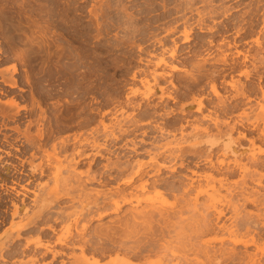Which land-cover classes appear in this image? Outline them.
I'll list each match as a JSON object with an SVG mask.
<instances>
[{"label": "rangeland", "instance_id": "374dc122", "mask_svg": "<svg viewBox=\"0 0 264 264\" xmlns=\"http://www.w3.org/2000/svg\"><path fill=\"white\" fill-rule=\"evenodd\" d=\"M220 1L221 0H209V3L211 4L210 5L209 3L205 4L203 2H200V0H197L193 2L194 10L192 9V11L191 9H187L185 12V0H0V71L5 68H9V72H6L4 76L5 79L0 74V108H6L5 110L7 112H10L9 115L0 114V130L19 132L18 135L5 137V140H7V142H3V144L1 145L4 152H10L11 154L8 156L6 155V153L0 152V184L2 185L0 186V209L6 210L3 212L4 216H6V223L0 228V241H2L3 238L5 239L10 234L9 230L11 229L13 223L17 224L21 220L25 221L26 218L31 217L38 210L41 200L46 197L49 190L55 188V190L57 192H60L61 195H64L62 193H64L65 191L68 192L69 188L65 185H62L63 183H61V181L58 184L53 176H57L56 174H62L63 177H68L70 171H72L73 169L72 167L75 166V164H72L73 166L71 164L67 166L71 158H69L68 154L65 155V153L62 151L61 154L59 153L60 155L58 160L54 158V161H51L50 166L47 169L45 168V174L40 175L38 171L37 173L33 171V167L29 163L31 160H33V164L35 166V164L37 165L41 162V159H33L31 156V154L33 152H36L37 150H34L32 147H29L25 143H23L24 146H21V142L19 140L26 141L25 134H39V126L40 128H43L46 134V131H48L51 124L55 126L54 122L51 123V120L54 119V114L56 112L59 114L61 122L73 118L72 121L74 123H71L72 126L70 128L64 129L62 127V129H60L58 132L55 131L53 133L50 144L44 146L48 152L52 151V144L54 142L57 143L59 141L58 139L64 137L73 139L76 135H83L85 137L86 134L85 138H92L90 133L93 131V134L91 133L93 137L99 138L103 135V138H105V135L103 134L106 132L104 126L111 125L110 129L114 127L116 128L118 122H120L124 127L128 128L129 124L127 122L132 118L131 116H128V114L132 115L133 111L136 113L134 114V116L132 115L133 117H135V119H137V117L138 119H144V117H141V114L144 112L143 109L145 108V111L151 110L153 113H155L152 108L145 107L146 101L142 100L140 96H130V88L134 87L135 89V86L138 85L137 87H141L139 89H142L143 85L140 82V79L148 76V78H150L149 80L153 81L150 73L154 70V68H156V62L161 56H165L166 60L171 61V65L173 63V65H177L178 70L174 72V78L168 77V79L166 80H161L159 81V83L157 82L156 85H161L162 87H164L163 85H167L166 89H168V91L172 90L173 95L175 96V94H177L178 98L176 100H164L163 102L168 103V106H165L166 103H159L160 100L158 101L157 98H152L150 101L151 105H153V103H158V106L160 104L161 105L158 107L155 114L150 111L153 115H155H152L148 118L152 120L144 119L145 121H142L144 123L148 121L151 122L150 125L151 127L153 125V128L155 127V125L161 127L163 125L165 128L169 129L170 127L168 125H170L172 122L170 120H173L175 118L174 120H177L176 122L178 123L174 126V128H178L177 130L179 132L177 130L173 132V130L171 134H164V136L156 131L157 133L153 132L156 135L151 133L152 136L149 135L150 137H142L141 131H143V128H140L141 131L140 129H138L134 132L135 134L136 132H138L135 137L134 133H132V129L134 128L130 127L131 129H129L131 131L129 134H132L131 137H128L129 134L120 135L121 133L119 132V130L115 129V134H119V137H122V141H116H119L118 144L112 143V140L110 139L111 137L109 139L105 138L104 140L101 137L99 138L100 140L98 139V141L101 145H103L104 142V145L106 144L107 147L109 146L111 150L113 149V151L117 153L114 155L112 153L110 155L109 153H105V157L97 159V161H93L92 157L84 159L82 160V165L79 164L80 166L76 165L74 167L77 169L76 171L78 172L79 170L80 172L81 170L82 172H87L90 166L91 169H93L92 173H94V171L98 169L99 173L96 171V175H100L103 173L105 174L107 172L105 171L107 170L105 165L111 166L113 163H124L122 157H124L125 155H132V148L140 151L137 152L138 154H140V157L137 154L133 157L135 159L132 158L131 161H136L138 159L141 161L144 160L145 162H148L149 160L146 151H149L150 149H154L156 151V147L153 146H157L158 143L160 144V147H165L167 149H172L179 145V143L184 147H188L187 149H189L192 147V144L194 145L196 142V139L194 138V132H196L195 128L199 125L202 126V128L203 126L204 128L206 126L210 127L213 133H216L217 129L214 125H212L213 123L209 119L207 120V118L203 119L204 116L207 115L213 117V119L219 120V122L221 123H223V120L225 122V119H227L226 123H228L229 126L222 125V131L225 130V132H229L228 130H230V128L227 129V127H230L231 125L232 128L233 123H237V125L234 124L236 128H234L235 130H233L232 132V139L239 141L240 138L241 145L244 142V149L249 148V146H247L249 145V140H245L238 135L240 133L247 134L248 126H245L238 121L245 109V112L249 113L250 108H253V111L251 109L252 112L250 111L249 113L250 116H252L253 114H255L253 112L258 108L255 111L258 115L260 114L259 111H261L259 110L261 108L260 103L263 102L262 105H264V99H262V97L264 98V96L263 94H261L264 93V91L262 92L260 90L262 88V90H264V77H262L261 80L259 79V75L264 76L263 74H261L264 73V63H261L264 61V30L261 32V34H259V39L260 42L263 43V47L261 48L256 46L257 44L255 42V40L258 38L257 32L260 31L263 26V23L261 21L259 27H256L254 29V34L249 36L246 35V32H244L238 39L241 42L239 50L245 53L249 51L250 55H256V59L258 58L254 63H252L253 60H250V63L248 62L247 66L249 68L251 66L252 68L254 64H256V66L258 67L257 63L259 61V70L257 74H259V72L260 74H253L251 76L252 78L250 77L249 79H246V77L244 76L235 77L234 79V81L240 80L239 82L247 85L248 88L255 87L256 90L258 89L257 91L259 94L256 96V98L259 99H256L254 97L255 99H252V103H249L250 108H246L247 106L243 105V109H240L242 113L240 112V110H237V114H235V111L233 112L234 115L228 114V116H226L215 108L216 104L218 103V98L212 92V82L209 83V81L206 80L199 86V88L201 87L202 90L199 88L197 89L199 94L197 95V92L195 95H197L198 97L195 96L194 98L196 100H204L206 104H209L207 108L210 109L205 108L203 110L204 114L199 112L197 113V111L194 110L187 111L188 115H186V113H182L181 111L182 106L190 103V100H192V97L186 98L184 95L185 93L183 92H185L187 90L186 87L190 85L187 77L191 73L195 72L194 66L198 62L204 60V58L207 60L210 59L209 61H212L211 63H213L216 59L221 58L226 54V48L227 52H235L234 48V50L231 48V51H228L229 45H233L234 34H227L225 31H223V33H216V31L214 30L203 29L205 27H213L216 25H219L218 28H222V25L230 24L228 19H226V16L224 14H219L214 16L213 18H209L207 16L201 18L197 12V9H199L200 12L206 14L208 13L209 9L214 8V6H217L215 7V9H218ZM253 3L255 6L257 4L256 0H241V2L239 3L241 4V6L236 11L237 14H243V12L249 9V5H252L253 7ZM226 6H236V3L227 2ZM262 7H264V2L261 3V9H259L260 11L264 9ZM176 11H179V13L175 15L174 13H176ZM218 11L221 10L218 9ZM262 12L264 11L262 10L260 12L261 15ZM184 18H188L191 27H193L192 33L194 40L190 44H183L182 42L184 34L189 33L190 30L188 26H184V24L182 23ZM246 19L250 21V17H246ZM134 26L138 28V33L136 34L133 33L132 27ZM172 27H175L176 29L175 31H172L170 33L169 29ZM260 36L262 38H260ZM174 40L179 46V50L174 60H171L172 58H170L169 56V51H171L175 46ZM210 41H213V44H211L213 45L212 47L209 43ZM188 46L195 49V56L190 55L186 52ZM23 53L25 57L22 56ZM228 56L229 58L231 57L229 53ZM260 57H263L262 61H260ZM147 61L149 62V65ZM14 64H16L18 68V71L16 73H13L12 70V66ZM141 68H143L145 71H143V69ZM157 71L169 72L171 71V69L157 68ZM134 74H136V79L132 80ZM12 75L17 81V87L14 88L10 87L7 83L4 82V80L7 82H11ZM178 77L181 78L182 81H180ZM186 78L188 81L186 80ZM171 79H174L176 83V86L178 88L177 92H173V87L169 83ZM220 80L222 81V83ZM231 80L232 78L227 76L224 79V82L222 77L219 78V84L217 82V88L220 87V91L218 89L219 93L221 94L220 96L222 97V99H224V101L227 100V105L231 103V105H235L237 104V101L240 102L239 99H233L232 97L233 90L232 87L228 84ZM152 81L151 83L154 84V81ZM19 88H23L25 91H19ZM30 91H32V93ZM179 97L181 99H179ZM12 98L16 99L20 103V105H27L28 107H26L28 109L22 110L20 115L12 114L6 103ZM229 99L232 101H230ZM131 100L133 101V103L131 102ZM138 101L144 102L145 104L142 103L143 109H137V111H135L136 109H134L133 105L138 103ZM258 101H260V103ZM39 103L41 105L40 109L39 107L37 108ZM121 104L123 107L121 106ZM32 106H35V109L32 108ZM172 107L175 109H173ZM32 109L33 111H31ZM166 109L168 110L165 111ZM179 109L181 112L179 111ZM43 110H46V115L44 114ZM172 110H176V112L170 114V117L168 116L169 118L166 117L165 119H162V117L164 118V116H166L169 111L172 112ZM125 111H127V113ZM188 112L191 114H189ZM159 113L162 115H160ZM43 116L46 119H44ZM159 116H161V118H159ZM232 116L233 119L235 116L234 120L232 119ZM127 117H129L130 119H128ZM29 121L33 122V125L31 126L30 130L27 131V125L29 124ZM157 121L159 122L157 123ZM165 121H167V124L165 123ZM169 121L170 123H168ZM101 122L103 124H101ZM200 122L202 123V125L199 124ZM68 123L69 122H66V124ZM164 123L166 126L164 125ZM260 124V128H263L264 122L262 120ZM150 125L148 127L151 131L153 130V128H151ZM181 126H183L184 128L183 131L181 129ZM224 126L227 127L224 128ZM101 127H103L104 130H102ZM95 128H97V135L95 132ZM87 134H89L91 137L89 135L87 136ZM105 134H109L108 131ZM249 135L250 134H247V136ZM252 136L253 135H250L248 139H250ZM43 140L45 142V138H43ZM131 140L136 142L133 143ZM140 140L141 142H143L141 143ZM145 140H149L147 141L148 143H146ZM222 140L224 139L222 138ZM137 141L141 144H138ZM108 142H111L110 145ZM125 142H127L126 144H128V146L124 144ZM143 143H146V145L144 146ZM257 145V152H263L264 141H258ZM158 147L159 145L157 146V148ZM17 148L20 149L21 152H19V150L17 151ZM220 148L221 147L218 148V151L220 150ZM23 149L26 150V152L23 153ZM72 149L73 148L71 146L69 148L70 152L68 150V153H71L73 151ZM141 151L144 153H142ZM37 152L39 156H42V151ZM26 156V162H22V160H19V158L25 159ZM262 156L261 159L264 158V155ZM125 157L124 159H126ZM43 158V162L46 164L47 159L45 157ZM221 159H224V157L220 156L219 154V156H215L213 162L219 163ZM231 159L233 160V158L230 156L226 158L228 162H231ZM118 160L120 161L117 162ZM199 161L200 160L193 157H188V159L184 161L186 165L185 168L179 167L177 169L178 171H175V173L170 169H167L166 171L164 170L162 178L164 177L166 180L169 179L171 182H177L178 180L181 181L182 179L183 184L185 185L186 183H188V180L190 178H194L195 181L199 182L200 179H198V176L202 175V177H204L208 174H213L215 177V182L213 184L216 187L215 189L209 190V196H211L212 200L217 204L219 208L223 206L222 208L225 209V215L221 218L222 220H219V222L216 220V216H214V213L212 214L211 211V213H208L207 211V213H204L202 206L204 204L207 205L208 200L210 199L208 197V194L200 195L198 197V202L195 204V202L191 200L183 201L180 199V197H177L180 194L177 195V192L173 193L172 191L167 190L166 192H164L162 198L154 203L145 201L150 193L140 195V203L137 202V199H134L130 205L124 204L122 207L123 210H120L117 213H114L110 210L112 213L110 211L107 212L109 213V215L107 214L102 220L99 219L97 216L98 214L95 213L94 215H92L94 217L96 216L95 218L93 217L92 220L89 218L91 221H82L83 223L79 224L78 229H81L82 225L84 223H87L88 229L87 231H85L86 239H93L92 241L95 244H98V242L100 241H98L95 237V232L100 230V228L103 229L107 227H115L117 228V231L119 230V235L120 233L123 234L126 230H128V228L126 229L128 225L124 226L123 228V225L125 224L124 221L132 220L130 216H132L133 212H141L144 211V209H146L145 211H149L150 209L148 208L152 209V207H160L163 209H167L170 212L172 211V213L180 212L181 214L179 213V215L181 217L179 215V217H174V227L171 228L170 233L165 232L164 234V231L162 230L163 224H160L161 222H158L161 220L160 216L154 217V219L156 220H154L155 222H153L155 224V229L151 227L153 226V224L151 226L143 224L141 225V228L138 226L139 228H137L136 234H132L131 238L125 240V242H127L126 244L129 247H134L136 245H133V243H135V241L136 243L140 241V243L138 244L141 247L145 245L144 247H153L154 250H152L153 254L150 252H146L144 253L145 258H143V254L142 258H132V263H129L145 264L146 262V264H150L147 263L148 261L151 262V264L153 262V264H187L190 259L194 258V254L192 253V251L183 252V250L186 251L184 248L193 249L192 245H194L195 242L191 240L193 238L192 230H195V228H197V224L202 221L203 216H206V214V217H212L211 220H213L214 224L216 225L212 223L213 232L204 236L201 241H197V245L204 242V240H210V246L213 250H218L220 248L227 250L233 248V246L235 245L232 244L229 238L226 237V235L228 234L226 232L228 230H237V234L243 235L247 232L248 229V231H250L249 233L257 236V242L259 243L260 248L264 253V203H246L244 196L246 193L248 194L249 192L257 190L260 191H258L260 194H263L264 177L262 179L261 186L258 185L257 176L253 179L249 177L246 178V181L244 183V180L242 178L243 176H241L242 174L240 173V171H237L235 175L227 177V180H224L221 184L219 180L222 179L223 176H221V174H219L215 170L212 171V169H210L205 162L203 163V161H201V163ZM247 162V160L244 161V163ZM167 163L168 165H173L172 163ZM179 163L180 162L178 161V165ZM196 163L200 164L199 167L196 166ZM19 165H24L23 172L26 175H19L18 179L15 177V174L19 173ZM191 171H195L198 176H193V174H191ZM259 171L263 172L264 174V170ZM225 172L226 169H223V173ZM185 176H188V180L183 178ZM178 183L179 182H177V184ZM201 183H204V181H201ZM177 184L176 186L179 185ZM118 185H122V187H125L123 184H121L119 178L116 181L111 182L106 187H101L99 183H90L88 186L89 188L87 187V190L85 191V193H82L81 196L79 195L80 193L74 192V194L72 193V196L70 197L60 198L59 201H56L57 204H54L53 209L43 214L44 221L41 220L42 222L39 223V225H36V227H31V229L33 230L30 229L28 232H21L22 237L19 239L15 238L16 232L12 233L14 239L10 240L12 242L7 241L8 244H10L7 250L2 253L5 256H9L10 258H7V262L1 264H20V261L28 262V259L33 255V252L31 250L33 249L34 245H26L28 241L27 239H35L37 236L36 233H38V231H40L42 227H46L48 225H53L55 228L54 232H45L48 233V241L51 242V244L53 245L51 246L56 249L55 251H65L66 255L53 259L52 255L50 254L47 256V258H39V262L37 264H73L76 258L79 259L78 261L87 260L88 264H97L98 260H100L99 257L101 258V260L98 264H111L112 261L114 262L112 264H122L123 260H121V256L123 257V259H125L126 257L127 261L131 260V258L128 259L130 255L128 254L129 251H127V248V250L125 249V251L127 252L126 255L121 253L118 257H116L117 254L112 252L105 253L104 256H101V254L99 255L100 252H96L95 255L92 251V253H89V251H87L85 254H82L81 249H79L78 247L73 249L62 245L60 246L57 241V238L59 236L66 234L69 230H72V232L75 233V226L73 228L72 226L68 225V223L70 224V222L66 217V213L71 214L76 211H80V207H83V204L85 205L89 201L93 200L96 197V195L92 192L93 188L99 189L102 191V193L106 194L114 191ZM23 186L27 187L28 190H25ZM19 191L24 193L26 196L19 194ZM194 194L195 193L192 194L191 198L195 196ZM151 195L153 194H150V196ZM85 196L86 198H81ZM82 201L86 202L83 203ZM12 203H15L19 207L18 215L16 217H12V214L15 210ZM75 206L77 207L75 208ZM61 207H64L65 209ZM196 207L197 209H195ZM56 210L64 211L63 216H61V219L59 218L58 221H55V219L58 218ZM102 212L103 211L100 210L98 213ZM260 214L262 215L260 216ZM123 219L125 220L123 221ZM129 224H132V222L130 221ZM245 224L248 226H246ZM221 225L223 227H221ZM143 226L144 228H142ZM220 228H223L224 230H220ZM237 228H239L240 231H238L239 229ZM163 229L165 230V228ZM29 232L31 234H29ZM119 235L117 236L118 238L122 236ZM129 240H131V242L133 241V243H131ZM73 241L74 239H71V241L69 240V242L71 243ZM101 243L103 245H101ZM101 243L99 244L100 247L98 245L99 248H101V246L108 248L111 247V245L109 244L110 242L108 241L103 240L101 241ZM27 246L28 249L31 248V250H27ZM112 248H114V246ZM234 248H236V252L238 251V253L241 255L257 252L255 251V246L245 247L244 245L240 244L235 246ZM175 249H178L179 252ZM23 251H27L24 256L21 253ZM44 251L45 250L42 249L40 252L43 253ZM115 251H118V249ZM172 252L174 253V255ZM260 253L261 252L257 253V255L259 254L260 256ZM92 254L94 255L92 256ZM182 255L184 259H188L184 260L182 258ZM119 260H121L122 262H120ZM262 260V263L264 264V254L262 256ZM127 261L124 260V262L126 263Z\"/></svg>", "mask_w": 264, "mask_h": 264}, {"label": "bare ground", "instance_id": "6f19581e", "mask_svg": "<svg viewBox=\"0 0 264 264\" xmlns=\"http://www.w3.org/2000/svg\"><path fill=\"white\" fill-rule=\"evenodd\" d=\"M194 1H197V0H185V5H186L185 12H186L187 9H191V10L193 9V6H194L193 2ZM200 2L208 4L209 0H200ZM227 2H234V3H236V6L227 7L226 6ZM240 2H241V0H221L219 5H218L219 6L218 9H220L221 11H218V9H215V7H217V6H214V8L209 9L208 13H206V14H204L203 12H200L199 9H197L198 15L201 18H204L206 16L209 17V18H213L214 16L219 15V14H224L226 16V19H228L230 24H226V25H222L221 24L222 28H218L219 25L218 26L216 25V26H213V27H205L203 29L214 30V31H216V33H220V32L223 33V31H225L227 34H231V33L234 34L233 45L232 44L229 45L228 51L229 50L231 51V48L232 49L234 48L235 52L233 51L234 49L232 50L233 52H227V48H226V54L224 56H222L221 58L216 59L213 63H211L212 61H209L210 59L207 60V59L204 58V60H202L201 62H198L194 66V71L195 72L191 73L187 77L189 82H190V85H188V87H186L187 88L186 91L182 88L185 91V92H183V93H185L184 94L185 97L186 98H191L192 97V100L189 99L191 102L189 101L190 103H187V104L182 106V108H181L182 113H186V115H188L187 111L196 110L197 113L199 112V113H203L204 114L203 110L205 108H207V106H209V104H206L204 102V100H202V99L196 100L194 97L199 94L197 89L206 80H208L209 83L212 82V84H211L212 85V87H211L212 88V92L218 98V103L216 104L215 108L218 109L222 114H224L226 116H228V114L229 115L233 114V112H235V111H236L235 114H237V110L243 109V105L247 106L246 108H248L250 106V104L252 103L251 102L252 99L254 97L256 98V96L259 94L258 91H257L258 89L256 90L255 87L254 88L253 87L252 88H248L247 85L242 84L241 82H239L240 80H238V81L235 80L234 81V79H235V77H241V76H244V77H246V79H249L253 74H257V72L259 70V68H258L259 67V64H258L259 61L257 63L258 67L256 66V64H254V66L252 65L253 66L252 68H251V66H250V68L247 66L248 62L250 63V60H253L252 63H254V62H256V60L258 58L256 59V55H252V54L250 55L249 51H247L245 53V52H242L241 50H239L241 42L238 39L242 36V34L244 32H246V35H249V36L254 34V32H255L254 29L256 27H259V24H260V21H261L263 23V26H262V29L257 32L258 33L257 34L258 38L255 40L257 45L256 44H254V45H256L258 47H261V48L263 47V43L260 42V39H259V34H261V32L264 30V12H262V15L260 14V12L262 10L264 11V9H262L261 11L259 9H261L260 8L261 3H263L264 0H256L257 4L255 3L256 4L255 6H254V3H253V7H252V5H249V9L247 11L243 12V14H241V15H238L236 11L241 6V4H239ZM179 8H176V9H179ZM262 8H264V7H262ZM178 13H179V11H176V13H174V14L176 15ZM246 17H250V21H248L246 19ZM182 23L184 24V26H188L190 28L189 33L184 34L182 42H183V44H187V43L190 44L194 40L193 33H192L193 32V27H191V24H190V21L188 20V18H184ZM132 29H133V33L134 34L138 33V28L137 27L134 26V27H132ZM175 29H176L175 27H172V28L169 29V32L171 33L172 31H175ZM227 34H225V35H227ZM260 38H262V37L260 36ZM227 41H229V40H227ZM209 43L211 45V44H213V41H210ZM174 44H175L174 48H172V50L169 51V56H170V58H172L171 60H174V58L177 56V53H178V50H179V46L177 45L175 40H174ZM212 46L213 45H211V47ZM0 51H1V47H0ZM263 51H264V48H263ZM186 52L189 53L190 55H194L195 56V49H193L192 47L188 46L187 49H186ZM228 53L231 55L230 58L228 56ZM22 56H24V53H23ZM241 56H243V57H241ZM260 58H261V60L260 59L259 60L262 61L263 57H260ZM261 63L263 64L264 61L261 62ZM173 64L171 65V61L166 60L165 56L159 57L158 61L156 62V66H155L156 68H154L153 71L151 70L152 72L150 73V76L153 79L154 84L151 83L152 80L150 81L149 80L150 78H148L149 77L148 76V77H145L143 79L139 78L140 82L143 85L142 89H139L141 87H137L138 85L135 86L136 87L135 89H134V87L130 88V94H131L130 96H134V97L140 96L142 100L146 101V104L144 102H139V101H138V103L134 104L133 107H134V109H136L135 111H137V109H143L142 108V105H143L142 103H144L145 107L152 108L154 110V112L156 113V110L158 109V107L161 104L159 106H158V103H155V104L153 103V105H151L150 101H151L152 98H154V99L157 98L158 101L160 100L159 103L160 102L162 103L166 99H168V100H176L178 98L177 94H175V96L173 95L172 90L168 91V89H166L167 85L166 86L163 85L164 87H162L161 85H160L161 87L156 85L157 82L159 83V81H161V80H166V79H168V77L174 78V72L178 70V66L177 65L175 66ZM148 65H149V62H148ZM157 68H163V69L170 68L171 71H169V72H164V71L161 72V71H157ZM263 68H264V66H263ZM141 69H143V68H141ZM12 70H13V73H16L18 71V68H17L16 64H14L12 66ZM143 71H145V70L143 69ZM6 72H9V68H5V69L0 71V74L3 76L4 79H5L4 76H5ZM142 74H143V72H142ZM147 74H148V72H147ZM259 74H260V72H259ZM259 74H257V75H259ZM261 74L264 75V73H261ZM227 76L232 78V80L228 84L232 87V90H233V96L232 97H233V99H239L240 100V102L237 101V104H235V105H231L232 103L231 104L228 103L229 105H227V103H226L227 100L224 101V99H222V97L220 96L221 95L219 93V91H220L219 88L220 87L217 88V82L219 81V78L222 77L223 78V82H224V79ZM253 77H255V76H253ZM262 77H264V76H260L259 75V79L260 80L262 79ZM11 78H12L11 82H7L5 80H4V82L7 83L10 87H13V88L17 87L16 79L14 78L13 75L11 76ZM187 78H186V80H187ZM135 79H136V74H134L133 77H132V80H135ZM179 79H180V81H182L181 78H179ZM169 83L173 87V90H174L173 92H177L178 88L176 86V83H175L174 79H171L169 81ZM221 83H222V81H221ZM218 84H219V82H218ZM184 85H186V84H184ZM199 89L202 90L201 87ZM218 89H219V91H218ZM262 89H260V90L263 92L264 90H262ZM19 91H25V90L23 88H19ZM261 91H260V93H261ZM30 92L32 93V91H30ZM196 93H197V95H195ZM261 94H263V96H264V93H261ZM128 96H127V98H128ZM261 97H262V95H261ZM179 99H181V98L179 97ZM256 99H259V98H256ZM262 99H264V98L262 97ZM36 100H38V99H36ZM230 101H232V100H230ZM131 102L133 103L132 100H131ZM258 102L260 103V101H258ZM6 103L8 105V108L11 110V113L15 114V115H17V114L20 115L22 110H27L28 109L27 105H26L27 107L22 105V104L20 105V103L14 98L10 99ZM163 103L165 104L166 102H163ZM214 103H216V102H214ZM35 104H36V102H35ZM164 104H163V106H164ZM260 104H261L260 105L261 108L259 109V110H261V111H259L260 114L257 115V112H255L258 108L253 112L255 114L252 113L255 116H253V115L250 116V114H249L251 109L253 111V108L249 107L250 108L249 113L245 112L246 109L244 111L242 110L243 113L240 110V112L242 114H241V117H240L238 122L243 124V125H245V126H248L247 134L253 135L250 139H248V137L250 135L247 136V134H245V133L238 134L241 138H243L245 140L246 139L249 140V145H247V146H249L248 149H244V147H243L244 142L241 145L240 138H239V141H236V140L232 139V132H233V130H235L234 128H236L234 126L235 123H233L232 128H231V125H230V127H227V126H229L228 123H226L227 119H225L226 120L225 122L223 120L222 121L223 123H221V122H219V120L213 119V117H211V116L207 115V116H204V118L201 116L203 119L207 118V120L209 119L213 123L212 125H214L215 128L217 129L216 133L215 132L213 133V131H212V129L210 127L206 126L204 128V126H203V128H202V126L199 125L200 127L198 126V127L195 128L196 132H194V130H193L194 138L196 139V142H195L194 145L192 144L191 148L187 149L188 147H186V146L184 147V146H182L179 143V145H177L176 147H174L172 149L171 148L167 149L165 147H160V144L158 143L157 144V146L159 145L158 148H157V146H153V147H156V151L154 149H153L154 151L152 149H150L152 151H150V150L146 151L147 155L149 157L148 162H145L144 160L141 161V160H138V159L136 161L135 160L131 161V159L135 155L138 154L137 152H140V151H137L134 148H132L133 149L132 155H129V154H128L129 156L125 155L126 157L123 155L127 159L126 160V159H124V157H122L123 160H124V163H120V164L113 163L114 165L112 164L111 165L112 167L108 166V165L107 166L105 165V167L107 169L105 171H107V172L105 174L103 173V174H100V175H98V174L96 175V171L99 173L98 169H96V170L94 169L95 171H94V173H92L93 169H91L90 166H89V170L87 169L88 170L87 172H82L81 170H80V172H79V170L77 172L76 171L77 169L74 168L76 165H79V164L82 165L81 163H82V160H84V159L92 157L93 161H95V160L97 161V159H101V158L105 157L104 156L105 153H107V154L109 153V155L111 153L113 155L117 153V152L115 153L113 151V149L111 150V148L109 146L107 147L106 144L104 145V142H103V145L99 144V141H98L99 138L102 137V139L104 140L105 138L109 139L111 137L110 138L112 140L111 142L114 143V144H116V143L118 144L119 141H122V137L120 136L121 137L120 138L119 134H117L118 136L115 134L116 133L115 129L119 130V132L121 133L120 135H128L130 133V131H131L130 129L132 127L134 128V129H132L133 130L132 133H134L135 131H137L140 128L141 129L143 128V131H141V129H140V131L142 132V137H148L149 135H151V133L156 132V131L161 133L162 135H164V134L168 135V133L171 134V132L173 130H174L173 132H175V130L178 129V128L177 129L174 128V126L178 123V122H176L177 120H174L175 118L173 119L174 121L169 119L170 121H172L171 124L168 125L170 127L169 129L165 128L163 125H162V127L155 125V127L153 128V125H152V127L150 125L151 122L148 121V122L144 123L143 121H145L146 119H148L149 117H151L155 113H153L150 109L149 110L153 114L150 111H145L146 110V108H145V109H143L144 112L141 114V117H144L145 120L143 118L142 119H138V117H137V119H135V117H133L134 114H136L134 111H133V114H132L133 116L131 114L130 115L128 114V116H131L133 118V119L132 118L130 119L129 117H127L128 119H130V121L127 122L129 124L128 128L124 127L120 122H118L116 128L114 126H112L114 128L110 129L111 125L104 126L105 131L106 132L108 131V133H109V134H105L106 132L102 131V132H105V133H103L105 135V138H103V135L101 137H99V138L93 137V135H92L93 131L91 132L92 134L90 133L92 138H88V137L85 138L86 134H85V137L83 135L78 136V135L75 134L76 136L73 139H69L68 137H64V138L58 139L59 141L57 143L54 142L52 144V151L48 152L47 149H45L44 146L50 144V141L52 139L53 133L55 131L58 132L60 129H62V127L64 129L65 128H70L72 126L71 123H74L72 121L73 118L61 122L60 116L56 112L54 114V119L51 120V123L54 122L55 126L51 124V126L48 129V131H46V134H45L43 128H40V126H39L38 131L40 133L36 134V135L25 134L26 141H24L23 143H26V145H28L29 147H32L34 150L42 151V156H39L37 151L33 152L31 154L33 159L34 158L41 159V162L39 164H37V165L35 164V166H34L33 160H31L29 162L31 164V166L33 167L32 168L33 171L36 172V173L38 171L40 175L45 174V168L47 169L50 166L51 161L54 158L56 160H58L59 155L61 154L62 151L65 153V155L66 154L69 155V158H71V160L69 161V164L67 166H69L70 164L71 165L75 164V166L72 167L73 168L72 171H70L71 169L68 167L70 169L69 170L70 173H69L68 177H63L62 174H56L57 176H53L55 181L58 184L61 181V183H63L62 185H65V186H67L69 188L68 192L65 191L66 192L65 193L64 191H62V192H64V193H62L64 195H61V193L57 192L55 190V188L49 190L47 195H46V197L41 200V203L39 205L38 210L31 217L26 218L25 221L21 220L17 224L16 223L12 224V227L9 230L10 234L5 239L3 238V240L0 241L1 242V244H0V253H1V255H0V264L7 262V260H8L7 258H10L9 256H5L2 253L5 250H7L8 246L10 244V243L8 244L7 241L12 242L10 240L14 239V236H12L13 232H16L15 238H17V239L21 238L22 237L21 232H28L31 229V227H34V226L36 227V225H39V223L42 222L41 220H43V218H44L43 214L45 212H48L51 209H53V206L56 203V201H59V199L62 198V197H70V196H72V193L74 194V192L80 193L79 195L81 196L82 193H85V191L87 190V187L89 186L90 183H97V184L99 183L101 187H106L111 182L116 181L119 178L120 181H121V184H123L125 187H122V185L121 186L118 185L117 188L114 191H111V192L106 193V194L102 193V191L99 190V189H94L93 188L92 192L96 195V197L93 200L89 201L85 205L83 204L82 205L83 207H80L81 210L79 209L80 211H76V212L71 213V214L70 213H66V217L69 219V222H70V224L68 223V225L72 226L73 228L75 226V231H74L75 233H73L72 230H69L66 234H64L62 236H59L57 238L58 244H60V246L62 245V246H65V247H68V248H73V249L78 247L79 249H81L82 254H85L87 251H89V253L92 251L95 255H96V252H100L99 255L101 254V256H104L105 253L114 252V253L117 254L116 257H118L119 254H121V253L126 255L127 252L125 251V249L127 248L128 250L127 249L126 250L129 251L128 254L130 255V256L128 255L129 257L128 256L127 257H128V259L131 258V260L127 261L125 255H124L125 259H123L122 256H121L122 259L120 258L121 260H123V262L121 260H119V261L122 262V264H131L132 263V258L140 259V258L143 257L144 253H146V252L152 253V250H154L153 247L148 248L149 246H147V245H146L147 247H144L145 245H143L141 247L138 244V243H140V241H138L137 243L135 241V243H136L135 244V243H133V241L131 242V240H129V241L131 243H133V245H136V246L129 247L126 244L127 242H125V240L128 239V238H131L132 234L135 235L136 232H137V228H139V227L141 228V225H143V224H147V225H150V226L153 224V226H151V227L154 228L155 224L153 222L156 221L154 219V217H156V216H160L161 220L159 219L160 221H158V222L159 223L161 222L160 224H163V228H165V230H166L165 231L162 228V230L164 231V234H165V232L170 233L171 228L174 227V225H173L174 217H179L180 216L179 215L180 212L172 213V211L170 212L169 210L163 209V208H160V207H154V208L152 207V209L148 208V209H150L149 211H145L146 209H144V211L137 212V213H134L133 212L134 210H133V211H131V212H133V214H132V216H130L132 220L123 219V221L125 220L124 221L125 224L123 225V228H124V226L128 225L126 227V229L128 228V230H126L125 233H123L124 236L121 233H120V235H122V236H120L118 234L119 230L117 231V228H115V227H107V228H103V229L99 227L100 230L95 232V237L97 238L98 241H100V242H98V244L97 243L95 244L92 241L93 239L92 240L86 239L85 231H87V229H88L87 228V226H88L87 223H84L82 225V228L78 229L79 224L83 223L82 221H91L93 219V217H94L92 215H94L95 213H97L98 214L97 215L98 218L102 220L103 218H105V216L107 214L109 215V213H107V212H109L110 210L112 212H114V213H117L120 210H123L122 207H123L124 204H129L130 205L133 202L134 199H137V202L140 203L141 200H139V198H140L139 196L140 195H144V194H148V193L153 194V195H151V196H150V194H149V196L147 195L149 197V198L147 197V199L145 198L146 199L145 201H147V202H153L154 203L156 201H159L160 198H162L164 192H166L168 190V191H172L173 193L177 192V195L180 194V195H178V196L176 195V196L180 197L181 200H183V201L191 200V201H194L195 204L198 202V199H199L198 197L200 195H205V194L207 195L208 194V197L210 199L208 200V203L206 202L207 205L204 204L203 206L202 205L201 206L203 207L204 213L206 211L208 213L210 211L212 212V214L214 213V216H216V220L219 222V220H222L221 218L224 217V215H225V209L222 208L223 206H221V208H219L217 206V204L212 200L211 196H209V190L210 189H215V187H216L213 184L215 182V177H214L213 174H208V175L202 177V175L198 176L195 171H191V174H193V176H196V175L198 176V179H200L199 182L195 181L194 178H190L188 180V176H185L183 178L187 179L188 183H186L184 185L183 181L181 179L182 182L179 181V180L177 181V182H179L178 183L179 185H178L177 182L175 181V179H174L175 182H171L169 179L166 180L164 177L162 178L163 171L164 170L166 171L167 169H170L171 171H173L175 173V171H178L177 169L179 167L180 168H185L186 167L184 161H186L188 159V157H193L195 159L200 160L199 162H201V161H203V163L205 162L207 164V166L210 169H212V171L215 170L219 174H221V176H223V178L219 180L221 182V184H222V182L224 180H227V177L233 176V175L236 174L237 171H240V173L242 174L241 176H243L242 178L244 180V183L246 181L245 180L246 178L249 177V178L253 179L254 177L257 176L258 185L261 186L264 174H263V172H261L259 170H262V171L264 170V160H263L264 158L261 159V156L264 155V151L263 152L262 151L257 152V150H256V146H258L257 145L258 141H262V142L264 141V127L260 128L261 120L264 122V105H262L263 102L260 103ZM127 105H129V104H127ZM35 106L34 107L32 106V108L35 109ZM121 106H122V104H121ZM165 106H168V103H166ZM258 106H259V104H258ZM38 107H39V109L41 108L40 103L38 104L37 108ZM127 107H124V108H127ZM168 108H170V107H168ZM5 109L6 108H0V114L1 115H9L10 114V112H7ZM30 109H31V107H30ZM42 109H43V107H42ZM163 109H164V107H163ZM173 109H175V108H173ZM207 109H210V108H207ZM216 109H215V111H216ZM167 110L168 109H166L165 111H167ZM31 111H33V109ZM45 111L46 110H43L44 114H45ZM179 111H180V109H179ZM125 112L127 113V111H125ZM140 112H138V113H140ZM169 112H168L167 115L164 112V114L166 116H164V118L162 117V119H165L168 116L170 117V114H173V112H176V110H174V111L172 110V112H170V113ZM189 114H191V113H189ZM156 115H158V114H156ZM160 115H162V114H160ZM153 116H155V115H153ZM70 118H71V116H70ZM159 118H161V116H159ZM42 119H40V120H42ZM44 119H46V118L44 117ZM229 119H230V117H229ZM232 119H233V116H232ZM234 119H235V116H234ZM120 120H122V119H120ZM148 120H152V119H148ZM170 121L168 123H170ZM66 122H69V123L66 124ZM102 122H104V121H102ZM102 122H101V124H103ZM158 122L159 121H157V123ZM166 122L167 121H165V123ZM116 123H117V121H116ZM165 123H164V125H165ZM199 124L202 125L201 122ZM32 125H33V122L29 121V124L27 125V131L30 130ZM105 125H107V124H105ZM149 125H150L151 128H153V130H151V131L149 130V127H148ZM222 125H227V126H224V128L225 127H227V129L230 128V130H228L229 132H225V130L222 131ZM235 125H237V123ZM96 129L97 128H95V132L97 131ZM101 129L104 130L103 127H101ZM181 129L183 131V129H184L183 126H181ZM95 132H94V134H95ZM102 132H101V134H102ZM101 134H99V135H101ZM131 134H129L128 137H131ZM136 134H138V132H136ZM136 134L134 133L135 137H136ZM139 134H141V133H139ZM153 134L156 135L155 133H153ZM88 135L89 134H87V136ZM96 135H97V132H96ZM160 137H162V136H160ZM43 138H45V142H44ZM222 138L224 140H222ZM234 138H235V136H234ZM117 140H119V141L116 142ZM147 141H149V140H147ZM147 141H146V143H148ZM132 142L134 143L136 141H132ZM132 142H131V144H132ZM140 142H141V140H140ZM110 143H109V145H110ZM126 143L127 142H125L124 144L128 146V144H126ZM137 143H138V141H137ZM141 143H138V144H141ZM146 143H143L144 146L146 145ZM149 144H151V143H149ZM153 145H154V143H153ZM155 145H156V143H155ZM71 146L73 148L72 149L73 151L71 150L72 152L68 153V150H69V148ZM127 146H125V147H127ZM121 147H122V145H121ZM219 147H221V148L218 151ZM132 149H131V151H132ZM16 150L17 151L19 150V152H21V150L18 149V148ZM0 152H2V151L0 150ZM69 152H70V150H69ZM142 153H144V152H142ZM10 154H11L10 152H6V155L9 156ZM219 154H220V156L224 157V159H221L219 161V163H214L213 161L215 159V156H219ZM139 155L140 154H138V156ZM229 156L233 158V160L231 159L232 160L231 162H228L226 160V158L229 157ZM43 157H45L47 159L46 160L47 161L46 164L43 162V159H44ZM69 158H67V159H69ZM0 159H1V157H0ZM133 159H135V158H133ZM19 160H22V162H26L27 161V159H22V158H19ZM246 160L248 162L244 163V161H246ZM119 161L120 160H118L117 162H119ZM125 161H127V162H125ZM178 161L180 162L179 165H178ZM167 162L172 163L173 165L172 166L170 164L168 165ZM199 165L200 164L196 163L197 167H199ZM223 169H226L225 173H223ZM100 173H101V171H100ZM84 176H85V178H84ZM201 181L202 182L204 181V183H201ZM45 184H47V183H45ZM176 184L178 186H176ZM182 184H183V186H182ZM0 186H2V185L0 184ZM23 188L25 190H28L27 187L23 186ZM258 191L259 190L253 191V192H249L248 194L247 193L246 194L243 193V194H245L244 195L245 196V202L246 203H256V204L260 203V204H263L264 203V198H263L264 197V193L260 194L259 193L260 191L259 192ZM193 193H195L194 194L195 196L193 198H191ZM19 194H22V195L26 196L24 193H22L20 191H19ZM165 196H166V193H165ZM81 198H86V196L85 197H81ZM79 199H80V197H79ZM82 202L85 203L86 201L85 202L82 201ZM12 205L15 208V210H14V212L12 214V217H16L18 215L19 207L15 203H12ZM72 206H73V204H72ZM72 206H70V207H72ZM76 207L77 206H75V208ZM61 208H64V207H61ZM69 209H71V208H69ZM195 209H197V207ZM100 210H102L103 212L102 213H98ZM136 210H138V209H136ZM53 212H52V214H53ZM63 212H64L63 210L62 211L61 210H56V214L58 215V218L55 219V221H58L59 218L61 216H63V214H64ZM212 214H210V215H212ZM261 215L262 214H260V216ZM206 216H207V214H206ZM206 216H203L202 221L199 222V224H197L198 225L197 228H195V230H192V233H193L192 237L193 238L192 239L190 238V239L193 240V242H195V244L192 245L193 249L184 248L186 251L183 250V252L192 251V253L194 254V258H192V259L189 258L190 260H189V262H187V264H263L262 263V261H263L262 260V256H263L264 253L261 250L259 243L257 242V236L254 235V234L249 233L250 231H248V229H247V232L245 234H243V235L237 234L236 233L237 230L236 231H230V230L227 231L226 230L227 231L226 233H228L226 235V237L229 238L230 242L232 244H234L235 246L240 245V244L244 245L245 247H248V246H252L253 247V246H255V248H256L255 251H257L256 253H249V254L241 255V254L238 253V251L236 252V248H234L235 246H233V245H232L233 248H230V249H227V250L222 249V248H220L218 250H213L211 248V246H210V240H208V241L204 240V242H202L201 244L199 243V245H197L196 244L197 241H201L204 236H206V235L210 234L211 232H213L212 223L214 224V221L211 220L212 217L208 218L209 216L208 217H206ZM249 219H250V217H249ZM130 221L132 222V224H129ZM214 225H216V224H214ZM144 226L142 228H144ZM246 226H248V225H246ZM177 227H179V226H177ZM221 227H223V226L221 225ZM99 228H97V229H99ZM250 228H251V226H250ZM222 229L220 228V230H222ZM237 229H239V228H237ZM256 229H258V228H256ZM31 230H33V229H31ZM54 231H55L54 226L53 225H48L46 227H42L41 230L38 231V233H36L37 236H36L35 239H30L29 240V239L26 238L28 240L26 245H28V246L30 244L34 245L32 250H31V248L28 249V246L26 247L27 250H31L33 252V255L28 259V262L20 261V264H37L39 262V258H41V257L42 258H47V256L50 255V254L52 255L53 259H55L57 257L65 256L66 255L65 251H55L56 249H54V247H52L53 245L51 244V242L48 241V233H45V232H54ZM238 231H240V229ZM30 232H29V234H31ZM259 233H261V232H259ZM118 235L120 236L119 238L117 237ZM155 235H157V234H155ZM257 235H258V233H257ZM160 236H161V234H160ZM163 236H165V235H163ZM186 237H188V236H186ZM71 239H74V241L72 243L69 242V240L71 241ZM103 240L110 242L109 244L111 245V247L108 248V247H102L101 246V248H99L100 247L99 244ZM13 241H15V240H13ZM98 245H99V247H98ZM101 245H103V244L101 243ZM113 246H114L115 249L112 248ZM42 249L45 250L43 253L40 252ZM117 249H118V251H115ZM26 252L27 251H23L21 253L24 256L26 254ZM178 252H179V250H178ZM259 252L262 253V254L260 253V256H259V254L257 255V253H259ZM150 253H148V254H150ZM94 254H92V256ZM173 255H174V253H173ZM185 256H186V254H185ZM143 258H145V254H144ZM182 258L184 259L183 255H182ZM81 259H82V257H81ZM99 259L101 260L100 257H99ZM114 259H116V258H114ZM186 259H188V258H186ZM186 259H184V260H186ZM78 260L79 259L76 258V260H75V262L73 264H88L87 260H83V261H78ZM100 260H98V263H99ZM112 260H113V258H112ZM124 260L127 261V263L124 262ZM62 262H64V261H62ZM129 262H131V263H129ZM112 263H114V262L112 261ZM147 263L151 264V262H148V261H147ZM115 264H117V263H115ZM134 264H136V263H134ZM145 264H146V262H145Z\"/></svg>", "mask_w": 264, "mask_h": 264}, {"label": "flooded vegetation", "instance_id": "af4514ba", "mask_svg": "<svg viewBox=\"0 0 264 264\" xmlns=\"http://www.w3.org/2000/svg\"><path fill=\"white\" fill-rule=\"evenodd\" d=\"M19 134V132H17V131H1L0 130V150L2 151V153L4 152L3 151V149H2V147H1V145L3 144V142H7V140H5V137H10V136H15V135H18ZM25 140H20V142H21V146H24V144H23V142H24ZM26 144V143H25ZM24 152H26V150H24L23 149V153ZM4 153H6V152H4ZM27 158V156L25 157V159ZM23 168H24V165H19V173H16V172H14V173H16L15 174V177L16 178H18L19 179V175H24L25 173L23 172ZM26 175V174H25ZM0 228L2 227V226H4L5 225V218H6V216H4V214H3V212L4 211H6L5 209H0Z\"/></svg>", "mask_w": 264, "mask_h": 264}]
</instances>
